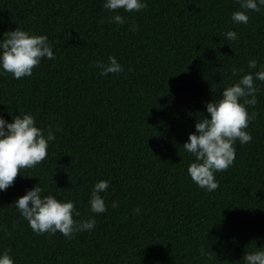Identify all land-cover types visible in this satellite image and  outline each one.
Segmentation results:
<instances>
[{"label":"trees","instance_id":"trees-1","mask_svg":"<svg viewBox=\"0 0 264 264\" xmlns=\"http://www.w3.org/2000/svg\"><path fill=\"white\" fill-rule=\"evenodd\" d=\"M146 3L119 10V25L103 0H0V38L16 27L45 34L55 55L29 77L0 75V115L11 122L23 110L41 128L61 126L45 160L0 192V251L10 249L15 264H243L245 251L264 246V82L255 81L252 141L234 145L216 191L191 181L182 148L195 122L210 118L204 105L238 79L231 69L264 64V10L249 11L245 25L231 21L237 0ZM228 30L236 41L222 35ZM108 56L121 73L99 74L95 62ZM99 180L109 181L107 211L72 239L34 234L11 207L40 182L44 195L74 201L81 215L73 218L86 219Z\"/></svg>","mask_w":264,"mask_h":264},{"label":"clouds","instance_id":"clouds-1","mask_svg":"<svg viewBox=\"0 0 264 264\" xmlns=\"http://www.w3.org/2000/svg\"><path fill=\"white\" fill-rule=\"evenodd\" d=\"M239 10L233 11L231 21L235 24H247L248 12L264 10V0H237ZM147 7L146 0H103V8L115 12L110 22L123 25L125 13L140 12ZM135 32L136 25L129 26ZM222 35L228 41L238 39L237 32L228 30ZM43 60H55L53 45L45 34H35L19 27L7 31L0 38V75L10 74L13 79H21L32 75L33 69ZM96 69L101 76L119 74L122 65L114 56H108L107 62L96 61ZM248 72L243 68L233 67V77H238L223 88L218 99L207 102L204 107L210 118L198 119L195 131L188 135V140L182 145L190 154L191 162L187 166V175L198 188L205 192H214L219 187L215 173L226 171L233 165L236 156L235 144L240 145L252 141L251 133L247 131L249 124L256 119L258 113L255 106L258 103L259 86L255 81L264 82V64L258 66L256 59L248 60ZM255 70V71H252ZM241 73H243L241 75ZM253 108L252 112L248 108ZM19 115L9 114L8 122L0 115V192L12 186L21 169L34 168L48 155L49 143L55 139V133L61 130L57 125L41 128L36 124V118L29 112L18 110ZM109 187L108 180H99L92 185L89 193L88 208L94 214L86 219L80 217V211L72 200L57 199L52 194L44 195L47 188L40 182L26 190L22 197L13 202V207L27 221L34 234H56L59 232L65 238L72 239L77 233L89 232L96 226V215L107 211L104 197L101 193ZM117 202L112 201L111 207L116 208ZM140 214V208L133 209ZM11 250L0 251V264H15L10 255ZM200 255L206 256L204 249ZM243 264H264V246L245 251Z\"/></svg>","mask_w":264,"mask_h":264}]
</instances>
